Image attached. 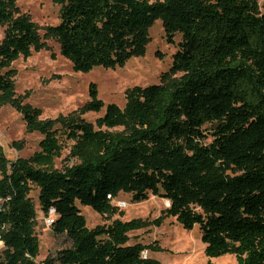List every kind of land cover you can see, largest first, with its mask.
<instances>
[{
	"label": "trees",
	"instance_id": "16d2710c",
	"mask_svg": "<svg viewBox=\"0 0 264 264\" xmlns=\"http://www.w3.org/2000/svg\"><path fill=\"white\" fill-rule=\"evenodd\" d=\"M16 1L0 0V104L42 139L27 159L8 161L0 150V264H37L33 189L42 214L54 215L52 233L70 241L40 264H161L143 257L161 250L157 241L129 245L128 234L170 217L198 227L207 258L264 264V0H55L60 21L44 39L56 38L74 72L143 56L156 20L168 43L181 36L170 72L182 75L127 90L124 106L107 104L96 127L79 115L40 120L16 97L10 64L45 44ZM88 95L80 113H99L94 84ZM63 141L72 144L57 170ZM119 193L170 207L153 220L89 229L77 203L109 220Z\"/></svg>",
	"mask_w": 264,
	"mask_h": 264
},
{
	"label": "rangeland",
	"instance_id": "374dc122",
	"mask_svg": "<svg viewBox=\"0 0 264 264\" xmlns=\"http://www.w3.org/2000/svg\"><path fill=\"white\" fill-rule=\"evenodd\" d=\"M15 5L21 14H26L38 26V34L45 43L39 52H32L27 59L20 56L9 66V69L15 72L12 81L16 97L20 98L23 104L39 109L40 120L79 115L96 127L95 120L103 115L107 104L113 103L121 108L124 106L127 90L135 86L160 84L162 75H165L164 82L167 83L182 75L181 72H170L172 56L178 49L181 36L175 35L174 43H168L160 20H156L148 30L149 41L143 56L131 57L122 67L113 69L95 67L87 73H79L74 72L70 62L60 54L56 38L44 39L46 28L59 23L61 6L55 0H17ZM3 31L4 28L0 27V40ZM90 84L96 86L98 99L103 102L104 107L99 113L81 114L80 109L90 99L88 95ZM117 130L120 129L110 131ZM41 139L40 133L27 131L20 113L9 105L0 104V150L6 160L15 161L31 157L39 151ZM64 143L66 147L61 157L54 163L57 170H62L68 163L66 158L72 143ZM29 198L36 211L35 234L39 243V254L35 262L40 264L56 251L70 247V241L65 236H56L52 233L49 220L54 219V215L45 217L42 214L36 189L30 191ZM112 205L116 213L106 220L90 207L77 203L89 229L110 224L116 219L153 220L165 209L163 199L156 196H150L147 201L141 203H132L131 196L124 193H119L112 201ZM128 237L129 245L134 243L148 245L157 241L161 250L145 251L143 257L152 258L161 264H236L232 254L207 258L198 227L185 230L172 217L165 219L160 227L134 231L129 233ZM2 248L0 244V250Z\"/></svg>",
	"mask_w": 264,
	"mask_h": 264
},
{
	"label": "built area",
	"instance_id": "2783aa9c",
	"mask_svg": "<svg viewBox=\"0 0 264 264\" xmlns=\"http://www.w3.org/2000/svg\"><path fill=\"white\" fill-rule=\"evenodd\" d=\"M164 205H165V208H169L170 207V203L168 201H164ZM51 214H53L52 211L49 212V215H51ZM52 222H53V219H50L49 220V226L51 225Z\"/></svg>",
	"mask_w": 264,
	"mask_h": 264
}]
</instances>
